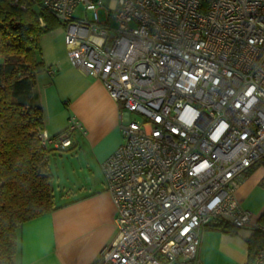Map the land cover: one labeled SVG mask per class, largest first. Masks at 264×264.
I'll return each instance as SVG.
<instances>
[{"label": "built area", "instance_id": "1", "mask_svg": "<svg viewBox=\"0 0 264 264\" xmlns=\"http://www.w3.org/2000/svg\"><path fill=\"white\" fill-rule=\"evenodd\" d=\"M30 1L118 104L122 141L101 164L116 235L95 264L197 263L202 230L220 221L264 233L237 196L264 159V0ZM81 128L70 116L42 129L40 148L63 150ZM250 264H264V246Z\"/></svg>", "mask_w": 264, "mask_h": 264}, {"label": "crops", "instance_id": "2", "mask_svg": "<svg viewBox=\"0 0 264 264\" xmlns=\"http://www.w3.org/2000/svg\"><path fill=\"white\" fill-rule=\"evenodd\" d=\"M43 51L41 46L39 61L44 67L34 75L43 130L50 135L60 132L70 116L82 128L74 132L69 147L49 151L47 169L55 208L19 225L14 262L95 264L100 249L116 235V213L101 164L122 141L118 104L102 80L81 74L67 54L51 56ZM261 160L238 186L240 201L244 190L258 180H251L252 175L264 173ZM242 231L227 235L207 226L200 234L197 263L192 264H246V238L252 230ZM236 248L245 250L243 263L236 257Z\"/></svg>", "mask_w": 264, "mask_h": 264}, {"label": "trees", "instance_id": "3", "mask_svg": "<svg viewBox=\"0 0 264 264\" xmlns=\"http://www.w3.org/2000/svg\"><path fill=\"white\" fill-rule=\"evenodd\" d=\"M58 23L30 0H0V264H15L19 225L55 208L47 169L50 150L40 148L37 137L43 112L34 75L44 67L37 57L40 38ZM254 169L255 164L246 175ZM258 223L264 224V211ZM208 229L227 235L238 231L222 221ZM246 243L250 264L264 246V233L252 232Z\"/></svg>", "mask_w": 264, "mask_h": 264}, {"label": "rangeland", "instance_id": "4", "mask_svg": "<svg viewBox=\"0 0 264 264\" xmlns=\"http://www.w3.org/2000/svg\"><path fill=\"white\" fill-rule=\"evenodd\" d=\"M76 15L85 14L87 18H93V10H87L82 13L81 10H77L75 12ZM98 15L100 20L104 19V10L103 8L98 9ZM111 26H115L116 24L111 21ZM64 30L65 26L61 23H58V26L44 33L40 38V45L44 46V55H62L67 54L66 46L64 43ZM40 46V47H41ZM41 50L37 53L38 58L40 59ZM63 102V100H62ZM135 114H131V118L133 119ZM260 162V161H259ZM264 163V160H261ZM258 178V180H254ZM56 178L54 179V190L57 192V183ZM251 180H254L250 185L244 190L241 198L242 207L248 209L252 212L254 216H258L262 210H264V173H260V171L255 172ZM239 230H243L242 232H246L245 228H240ZM236 257L243 263L245 261V250L241 248H236L235 250Z\"/></svg>", "mask_w": 264, "mask_h": 264}]
</instances>
